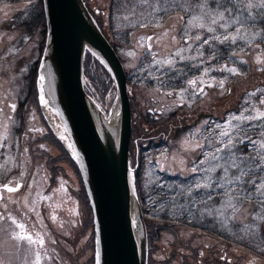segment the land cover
<instances>
[{
    "label": "rangeland",
    "instance_id": "rangeland-1",
    "mask_svg": "<svg viewBox=\"0 0 264 264\" xmlns=\"http://www.w3.org/2000/svg\"><path fill=\"white\" fill-rule=\"evenodd\" d=\"M120 1L128 4H122V10L113 16L114 26L120 30L116 33L118 37L125 40L123 34L127 33L124 31L127 28L146 23L154 25L150 29H138L130 33L127 37L129 42L118 45L126 74L130 73L132 78L128 90L133 94L137 106L134 108L135 114H144L150 109L155 112L159 110L165 115L179 116L181 106L178 103L184 105L182 115L186 114L185 118L178 122V126L181 124L179 127L165 123L163 131L161 130L162 133L171 132V135L165 136L169 139L172 137L173 141L148 151L143 147L139 149L138 145L132 147L131 176L134 177L135 169L138 165L141 166L145 183L157 185L160 188L158 194L165 193L170 197L156 198L159 207L157 211H167L174 216H187L193 221L224 232L228 237L250 243L257 250L264 252V197L255 194V188L251 184L243 185V189L251 195H241L233 188L229 194L235 199L229 201L225 195L228 189L216 186L219 183L216 177L223 175L222 169L217 168L210 174L214 185L212 188L193 189L191 193L187 191L189 186L205 176V172H193L192 168L194 165L205 169L210 167V164L201 165V161L214 147H221V132H229L233 139L237 138L235 134L238 132L240 143L247 145L248 150L252 148L249 146L250 140L245 137L250 138L251 142L264 139V119H234L241 114L255 116L256 109L264 110V80L250 81L251 75L247 73L254 65L259 70L264 68V50L261 47L264 45H252L256 41L264 42V32L258 24L264 14V6H261L260 0ZM34 3L31 0H0V99L15 97L18 83H21V78L26 77L27 68L37 59L41 60L46 43L43 49H40L42 36L38 32L37 35H28L16 25L17 16H23L21 14ZM89 3L95 9L96 5L108 4L109 0H89ZM225 9L227 11H224ZM217 12H224V16L217 18ZM194 17L203 19L194 20ZM105 20V29L109 36H117L110 30L107 18ZM212 20L216 21L215 24L211 23ZM201 24L207 27L202 28ZM224 24L228 27L224 28ZM209 28H214L215 31L209 32ZM186 34L191 36L192 40L187 39ZM198 34L202 40L213 37L199 49L204 53L203 56L197 55L198 46L202 43V40L195 39ZM230 34L234 39H223ZM217 36L222 39H215ZM148 37L151 39H147ZM149 44L152 45L151 48L148 47ZM178 49H182V53L178 52ZM181 54L194 59L180 60ZM213 56H216L218 61H214ZM169 57L175 60L174 65L153 63ZM200 60L204 63L200 64ZM225 64L229 68L235 65L239 71L229 72L223 67ZM205 67L209 69L207 73L203 71ZM212 77H215L214 82ZM193 78H198L197 86L187 83ZM221 80L224 81V87H220ZM148 81L152 85L147 83ZM165 81H172V85H166ZM114 84L116 98V82ZM200 87L204 88V93L198 90ZM181 88L187 91L181 93ZM103 106L104 104L100 106L101 109L105 108L107 111ZM46 107L48 111H52L49 104ZM200 112L206 115L200 117ZM51 113L57 117L55 112ZM228 121L238 124L239 128L229 131ZM178 131L179 134L173 138ZM63 132L67 147L63 146L62 153L58 156L71 176V162L73 160L77 165V160L74 158L73 147L65 128ZM2 137L3 133H0V141ZM160 140L157 139L156 142ZM197 144L200 147H195ZM142 145H147V141H143ZM255 147L260 151L259 144ZM233 151L237 156L241 153L256 156V152H244L237 144ZM221 155H224L223 150ZM230 172L236 174L235 170L230 169ZM253 174L257 177L258 185V178L264 173L253 169ZM72 185V192L68 190L62 194L57 191V194L53 193L52 198L59 216L66 217L62 220L63 225L59 224L62 234L59 235L54 230L58 237L62 236L61 244L58 241L61 262L95 264L97 251L95 229L91 224L93 212L91 216L81 180L74 177L73 183L70 182L71 187ZM230 204L234 205V208ZM157 224L163 225L161 222ZM180 225H174L173 230H162L160 241L155 244L159 249L153 253L158 262L169 257L171 253L172 256L176 254L189 257L201 253L204 258L212 260L219 257L227 259L230 264H264V257L242 248L236 242L229 244L209 234ZM179 260L181 258L178 256V259L174 260L175 264H178Z\"/></svg>",
    "mask_w": 264,
    "mask_h": 264
},
{
    "label": "water",
    "instance_id": "water-1",
    "mask_svg": "<svg viewBox=\"0 0 264 264\" xmlns=\"http://www.w3.org/2000/svg\"><path fill=\"white\" fill-rule=\"evenodd\" d=\"M43 2L47 37L39 84L76 153L93 211L100 264H148L147 227L131 176L132 110L123 62L84 0ZM86 49L104 61L115 79L117 93L109 114L85 90Z\"/></svg>",
    "mask_w": 264,
    "mask_h": 264
},
{
    "label": "flooded vegetation",
    "instance_id": "flooded-vegetation-1",
    "mask_svg": "<svg viewBox=\"0 0 264 264\" xmlns=\"http://www.w3.org/2000/svg\"><path fill=\"white\" fill-rule=\"evenodd\" d=\"M39 64L40 60L37 74ZM32 65L18 83L16 96L0 99V264H36V252L41 264H62L58 246L62 236L56 232L62 234L59 224L66 217L61 218L53 205V193L72 192L70 182L82 178L78 163L72 160L70 176L60 162L58 155L67 147L64 126L51 113L53 109L47 110L48 103L41 102L39 76H29ZM44 97L47 100L45 92ZM20 223L25 225L23 231L30 232L34 240L42 237L44 244L14 235L22 231Z\"/></svg>",
    "mask_w": 264,
    "mask_h": 264
},
{
    "label": "trees",
    "instance_id": "trees-1",
    "mask_svg": "<svg viewBox=\"0 0 264 264\" xmlns=\"http://www.w3.org/2000/svg\"><path fill=\"white\" fill-rule=\"evenodd\" d=\"M35 2L30 7L27 8L21 15L23 16H17L18 24L28 35H34L35 33H39L40 36H42V41L40 45V49L44 47V43L46 40L47 35V24H46V15H45V9H44V2L43 0H32ZM86 2V5L88 6L90 12L92 13L93 17L95 18L96 22L100 26L101 30L105 34V36L108 38L114 49L116 50L117 54L120 56L122 62L123 58L120 55V51L118 48V45H121L122 43H128L129 40L127 39L128 35L132 32H135L138 29H150L154 27L151 23H146L145 25H137L130 28H127L124 30L127 33H124L125 40L118 37V34L120 30L116 25L114 26V19L113 16H115L117 13L119 14V11L122 10V4L127 2H122L119 0H109L108 4L99 6L96 5L95 9L92 8V6L89 3V0H84ZM128 4V3H127ZM170 14V13H169ZM109 21L108 26L110 27V30L114 32L117 36L110 37L108 32L105 29V19ZM259 28H261L264 32V14L262 15L261 20L259 21ZM123 32V31H122ZM119 35V36H123ZM262 44L264 45V42L256 41L252 45H258ZM262 50H264V46H261ZM214 61L218 58L216 56H213ZM218 61V60H217ZM39 62V59H37L32 65V72H30L31 77H37V64ZM84 87L87 93L100 105L107 108V111H111V108L113 107V103L115 101V93L113 89L115 88V80L110 72L107 65L104 63V61L92 50L86 49L85 50V56H84ZM252 72L250 73V71ZM127 72V71H126ZM247 73L251 76H249L250 81H258L259 79L264 80V68L262 70H259L256 65L249 68V72ZM130 73H127V86L131 83V77L129 76ZM151 84V82H147ZM166 85L170 86L172 85V81H165ZM152 85V84H151ZM130 95V102H131V110H132V134L130 139V151L134 145H138L139 149L141 147L148 150L157 149L160 145L163 146L164 143H167L168 141H173L172 137L169 139V134L171 135V132L162 133L163 127L165 126V123L169 124V126H178V122L185 118V115H182L181 110L184 108V105H181L179 110V116L178 114H168L165 115L163 112H155L153 110L148 109L144 114H135L134 108H137L135 106L133 94L129 92ZM259 97V95H257ZM101 101V103H100ZM183 107V108H182ZM103 111L106 114L107 113L105 108H102ZM139 109V108H138ZM240 110V109H237ZM235 110V111H237ZM138 111V110H137ZM164 114V115H163ZM190 116V114L188 113ZM187 115V116H188ZM204 112H200V117H203ZM178 116V117H177ZM199 117V118H200ZM188 118V117H186ZM183 123V121H182ZM181 124H179L180 126ZM178 126V127H179ZM180 129V128H179ZM180 131L174 134L173 138H175ZM255 132V131H253ZM167 134L168 136H165ZM161 139L159 142H156V140ZM147 141V145L143 146L142 142ZM217 141V137H216ZM240 149L244 152H252L253 149L248 150V146L244 145L243 143L237 144ZM131 161V160H130ZM136 165V164H135ZM133 171V169H132ZM134 177L132 176L133 185L136 191V194L138 196L143 215L144 220L147 227V234H148V264H175L174 260L178 259V256L181 258L179 260L178 264H230L227 259L222 258H214L210 260L208 257L204 258L202 257L201 253L195 255L194 257H189L185 255H176L174 254L172 256V253L169 257H167L164 260H161L158 262L154 258V251H157L159 248H157L155 245L160 241L161 238V232L162 230L168 229L173 230L174 225H180L185 226L188 229H193L197 231H201L203 233L209 234L213 237H216L222 241H225L229 244H239L242 248H245L261 257H264V252H261L254 248V246L250 243L246 244L245 242H242L240 240H236L233 237H228L224 232H219L217 229H214V227L209 225H204L201 222H196L191 219H189L187 216H174L170 214L167 211H157L158 205L156 198H170L165 193L164 194H158L160 191V188L155 184H146L144 179V172L142 171L141 166H137L135 169ZM173 177V176H172ZM174 178V177H173ZM83 190L86 192L82 178H80ZM88 204H89V210L90 214L92 216V210L90 207L89 199L86 194ZM93 218V216H92ZM211 220H209L210 223ZM158 222L163 223L162 226L160 224H157ZM91 224L94 227V218L91 220ZM216 228V227H215ZM166 230V231H168ZM162 250V249H161Z\"/></svg>",
    "mask_w": 264,
    "mask_h": 264
},
{
    "label": "snow or ice",
    "instance_id": "snow-or-ice-1",
    "mask_svg": "<svg viewBox=\"0 0 264 264\" xmlns=\"http://www.w3.org/2000/svg\"><path fill=\"white\" fill-rule=\"evenodd\" d=\"M260 4L261 6H264V0H260ZM251 7V4L249 5ZM224 11H227V9H225ZM215 15L217 16V18H222L224 16V12H217L215 13ZM195 19H203L202 17L199 18H193ZM215 20H212L211 23L215 24ZM200 27H207V25L205 24H201ZM224 28H227L228 25L224 24L223 25ZM209 32H213L215 31L214 28H209L208 29ZM239 33H237L238 35ZM186 38L189 40H192L191 36H187L186 34ZM229 38L234 39V37H231V34L229 37H223L224 40H228ZM147 39H151V37H148ZM195 39L197 41H201L202 37L201 35H197L195 37ZM213 39L212 36H209L207 39L202 40V43L199 44L198 46V51H197V55L198 56H203L204 53L202 51H200V48H203L204 44L208 43V40ZM215 39L220 40L222 39L220 36L215 37ZM191 46V45H189ZM149 48L152 47L151 44L148 45ZM182 49H178V52L182 53ZM132 54V53H130ZM180 60H184V59H194L193 57H185L184 55H180L179 56ZM209 59H211V57H209ZM259 59V57H258ZM153 63H160V64H167L169 66L174 65L175 60L172 57H169L163 61H153ZM200 64H203L204 61L200 60L199 61ZM223 67L225 69H227L229 72H238L239 69L233 65L231 68L228 67L227 64L223 65ZM204 73H207L209 71V69L207 67L204 68ZM45 79L44 75H40V80L41 82H43ZM212 81H215V77L211 78ZM187 83L189 85L192 86H197L198 84V78H193L187 81ZM220 87H224V81L221 80L220 81ZM199 91H201L202 93H204V88L200 87L198 89ZM181 93H185L187 90L181 88L179 90ZM206 94V93H205ZM40 100L42 103L47 104L48 101L45 99L44 97V90H43V84H41V89H40ZM181 100H183V97H181ZM13 107H15L13 105ZM256 118H260V119H264V110H260V109H256L255 110V116L249 115V116H244V115H240L239 117H235L234 119L238 120V121H242V120H248L251 121L253 119ZM206 123V122H205ZM229 124V131H231V129L239 128L238 124H232L231 121L227 122ZM236 135V139H233L232 135H229V132H221L220 133V137H222L221 140V147L220 148H215L213 149V151H209L205 154V159L203 161H201V165L203 164H210V167L205 169L203 167H197V166H193L192 171L193 172H205V176L202 177L198 182L194 183L193 185L189 186L187 191L189 193H191L193 191V189H200V188H212L214 185L211 182V173H214L216 171L217 168L222 169L223 175L217 176L216 179L219 181V183L216 185L217 187H225L228 189V192L225 193L227 199L229 201H233L235 199V197L229 193H231L233 188H236V190L238 192H240L241 195H251L250 193H247L246 189H243V185L245 183H249L251 184L254 188H255V194H257L260 197H264V175H261L258 179H259V184L257 185L256 181H257V177L253 174V169H256L258 171H260L261 173H264V139H261L259 141H255V142H251V139L248 137H245V139H249L250 140V147L253 149L254 152H256V156L253 157L251 154H243L241 153L239 156H237V153L235 151H233V149H235L236 144L240 143L239 137H238V132L235 134ZM224 141H227L226 143H224ZM185 143H187V141H185ZM259 144L260 146V151L256 150L255 145ZM195 147H200L198 144L195 145ZM224 152V155H221V152ZM73 155H76V153L74 152ZM221 161H223V163H221ZM214 162V163H212ZM230 169L235 170V175H233L230 172ZM248 178V179H246ZM5 188H8V185H4ZM11 190V189H10ZM135 190V188H134ZM209 199H211V197H209ZM234 208V205H231ZM163 210V208L161 207V211ZM207 211V210H206ZM13 220H15V217H12ZM19 228L22 230L20 233H13L14 235H16L19 239H27L29 243H39V244H44V240L43 238H39L38 240H34L33 236L30 232H25L23 231L25 229V225L23 223L19 224ZM36 255V264H41V258H40V254L39 252L35 253ZM95 264H100V254L97 252L95 254Z\"/></svg>",
    "mask_w": 264,
    "mask_h": 264
}]
</instances>
